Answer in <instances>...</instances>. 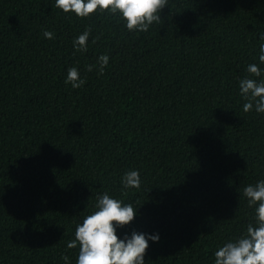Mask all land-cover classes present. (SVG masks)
I'll return each mask as SVG.
<instances>
[{
    "label": "trees",
    "instance_id": "obj_1",
    "mask_svg": "<svg viewBox=\"0 0 264 264\" xmlns=\"http://www.w3.org/2000/svg\"><path fill=\"white\" fill-rule=\"evenodd\" d=\"M159 16L129 31L118 12L0 0V264H75L67 243L105 192L137 208L118 234L159 233L144 264H213L253 221L264 113L242 110L239 80L261 78L246 66L264 68V0H166Z\"/></svg>",
    "mask_w": 264,
    "mask_h": 264
},
{
    "label": "clouds",
    "instance_id": "obj_2",
    "mask_svg": "<svg viewBox=\"0 0 264 264\" xmlns=\"http://www.w3.org/2000/svg\"><path fill=\"white\" fill-rule=\"evenodd\" d=\"M54 4L62 12H72L77 17H87L98 8L118 12L129 31H147L152 22L160 19L159 11L166 5V0H54ZM42 35L46 39L53 37L48 30H44ZM88 36L87 29L80 33L73 41L74 49L86 51ZM259 40L264 41V32L259 33ZM108 59L106 54L97 57L101 71ZM257 59L264 63V43L259 45ZM88 70H91V66ZM246 71L261 78L244 77L239 80V93L244 100L242 110L264 113V68L250 63ZM65 82L70 83L72 88H78L84 84V79L76 67H69ZM122 185L125 189L138 188L139 172H125ZM242 191L248 206H255L253 221L246 225L241 234L216 248L213 264H264V180L245 185ZM94 208L76 224L74 239L67 243L69 248L79 244L75 264H144L148 244L150 241L157 242L159 233L131 230L118 234V230L127 226L137 215V208L131 203H122L107 192L97 197ZM62 259L64 264H70L67 256Z\"/></svg>",
    "mask_w": 264,
    "mask_h": 264
}]
</instances>
